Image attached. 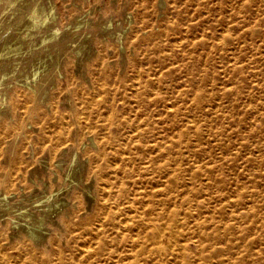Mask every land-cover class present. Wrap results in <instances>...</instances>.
Instances as JSON below:
<instances>
[{"label":"rangeland","instance_id":"rangeland-1","mask_svg":"<svg viewBox=\"0 0 264 264\" xmlns=\"http://www.w3.org/2000/svg\"><path fill=\"white\" fill-rule=\"evenodd\" d=\"M0 264H264V0H0Z\"/></svg>","mask_w":264,"mask_h":264}]
</instances>
